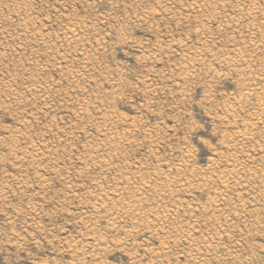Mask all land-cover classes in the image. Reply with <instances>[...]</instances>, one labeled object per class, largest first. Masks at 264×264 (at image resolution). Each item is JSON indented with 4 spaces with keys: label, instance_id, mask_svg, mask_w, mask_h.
<instances>
[{
    "label": "rangeland",
    "instance_id": "rangeland-1",
    "mask_svg": "<svg viewBox=\"0 0 264 264\" xmlns=\"http://www.w3.org/2000/svg\"><path fill=\"white\" fill-rule=\"evenodd\" d=\"M263 78L264 0H0V264H264Z\"/></svg>",
    "mask_w": 264,
    "mask_h": 264
},
{
    "label": "bare ground",
    "instance_id": "bare-ground-1",
    "mask_svg": "<svg viewBox=\"0 0 264 264\" xmlns=\"http://www.w3.org/2000/svg\"><path fill=\"white\" fill-rule=\"evenodd\" d=\"M67 19H68V18H67ZM77 22H78V21H77ZM79 23H80V21H79ZM69 25H70V24H69ZM69 25H68V27H69ZM72 26H73V24H72ZM74 26H76V25H74ZM79 26L81 27L80 24H79ZM79 26H78V27H79ZM201 26H202V25H201ZM248 26H249V25H248ZM253 26H254V25H253ZM253 26H251V27L253 28ZM19 27H20V26H19ZM251 27H250V28H251ZM256 27H257V26H256ZM69 28H71V27H69ZM69 28H67V29H69ZM72 28H74V27H72ZM76 28H77V27H76ZM200 28H201V27H200ZM74 29H75V28H74ZM74 29H72V30H74ZM78 29H79V28H78ZM203 29H204V27H203ZM203 29H202V30H203ZM256 29H257V28H255V30H256ZM259 29H260V28H259ZM259 29H258V30H259ZM249 30H250V29H249ZM260 30H261V32H263L262 29H260ZM199 31H200V30H199ZM69 32H70V29H69ZM71 32H72V31H71ZM74 32H75V31H74ZM237 32H238V31H237ZM237 32H236V33H237ZM239 32H240V31H239ZM250 32H251V30H250ZM259 32H260V31H259ZM65 33H66V32H65ZM77 33H78V32H77ZM77 33H76V34L74 33V34L77 35ZM202 33H203V31H202ZM240 33H241V32H240ZM253 33H254V32H253ZM256 33H258V32L255 31V34H256ZM74 34H72V35L75 36ZM249 34H250V33H248V35H249ZM255 34H254V35H255ZM70 35H71V34H70ZM72 35H71V36H72ZM250 36H252V35H250ZM74 39H77V38H74ZM78 40H79V39H78ZM232 42H233V41H232ZM238 43H240V42H238ZM242 43H243V42H242ZM244 43H245V42H244ZM250 43H252V42H250ZM250 43L248 44L249 47L251 48V50H254V49H252V46H251V45H253V44H250ZM253 43H254V42H253ZM179 44H180V43H179ZM240 44H241V43H240ZM257 44H258V43H257ZM257 44H256V45H257ZM183 45H184V44H183ZM201 45H202V44H201ZM201 45H200V46H201ZM205 45H206V43H205ZM205 45H203V46L201 47V49H202L203 47H207V46H205ZM232 45H233V44H232ZM256 45H255V46H256ZM259 45H262V44L259 43ZM236 46H237V45H236ZM240 46H241V45H240ZM240 46H238V47H240ZM243 46H244V44H243ZM253 46H254V45H253ZM182 47H184V46H182ZM209 47H210V46H209ZM209 47H207L208 50H209ZM232 47H233V46H232ZM258 47H260V46H258ZM235 48H237V47H235ZM243 48H245V47H243ZM255 48H256V47H255ZM188 49H189V48H188ZM188 49H187V50H188ZM204 49H205V48H203V50H204ZM247 49H248V48H247ZM257 49H259V48H257ZM189 50H190V49H189ZM195 50L198 51L199 53L201 52L200 49H199V50L195 49ZM195 50L193 49V52H195ZM244 50H245V49H244ZM249 50H250V49H249ZM255 50H256V49H255ZM255 50H254V51H255ZM184 51H185V50H184ZM210 51H212V50H210ZM210 51H208V52H210ZM233 51H234V50H233ZM239 51H240V50H239ZM241 51H243V49H242ZM247 51H248V50H247ZM254 51H253V53H254ZM188 52H190V51H188ZM198 52H197V53H198ZM245 52H246V51H245ZM248 52H250V51H248ZM248 52H247V53H248ZM191 53H192V52H191ZM191 53H190V54H191ZM206 53H207V51H206ZM237 53H241V52H235V54H237ZM187 54L189 55V53H187ZM212 54H213V53H212ZM244 54H246V53H243V55H244ZM191 55H192V54H191ZM203 55H204V54L202 53L201 56H203ZM207 55H208V54H207ZM207 55H206V56H207ZM213 55H214V54H213ZM238 55H240V54H238ZM192 56H194V54H193ZM197 56H200V54H198ZM209 56H210V54H209ZM209 56H208V57H209ZM233 56H235V55H233ZM236 56H237V55H236ZM186 57H188V56H186ZM210 57H211V56H210ZM210 57H209V58H210ZM244 57H245V56H244ZM246 57H247V56H246ZM246 57H245V59H246ZM211 58H212V57H211ZM230 58H231V57H230ZM232 58H233V57H232ZM232 58H231V59H232ZM234 58H235V57H234ZM234 58H233V59H234ZM239 58H242V56H241V57L239 56ZM250 58H251V56H250ZM190 59H192V58H190ZM193 59L196 60L194 57H193ZM199 59H200V58H199ZM203 59H204V58H203ZM216 59H217V58H216ZM218 59H219V58H218ZM218 59H217V60H218ZM224 59H225V58H224ZM231 59H230V60H231ZM235 59H236V58H235ZM245 59L242 58V60H245ZM188 60H189V59H188ZM194 60H193V63H194ZM201 60H202V59H201ZM205 60H206V59H205ZM217 60H215V61L217 62ZM230 60L225 59V62H226V61H230ZM236 60H237V59H236ZM249 60H250V59H249ZM190 61H191V60H190ZM190 61H188V62H190ZM212 61H213V60H212ZM222 61H224V60H222ZM245 61H246V60H245ZM245 61H243V62H238V60H237L238 65H240L239 63H244V65H245ZM252 61H253V60H252ZM203 62H204V61H203ZM205 62H206V61H205ZM225 62H224V63H225ZM232 62L234 63V60H233V61L231 60V63H232ZM196 63H197V61H196ZM228 63H229V62H228ZM191 64H192V63H191ZM201 64H203V63H201ZM235 64H237V63H235ZM241 65H242V64H241ZM248 65H249V61H248ZM248 65H245V66L248 67ZM189 67H190V66H189ZM189 67H188V68H189ZM192 67H193V66H192ZM195 67H196V66H195ZM185 68H186V67L183 68L184 71H185ZM188 68H187V69H188ZM190 68H191V67H190ZM193 68H194V67H193ZM245 68H246V67H245ZM245 68H244V69H245ZM183 69H182V70H183ZM191 69H192V68H191ZM191 69H190V71H191ZM192 70H193V69H192ZM194 70H196V69H194ZM245 70L247 71L248 69H245ZM196 71H197V70H196ZM246 71H243V72H246ZM186 72H187V71H186ZM188 72H189V71H188ZM183 74H186V73H183ZM191 74H193V72H192ZM251 74H252V73H251ZM187 75H188V74H186V76H187ZM194 75H195V73H194ZM247 75H248V71H247ZM250 76H251V75H250ZM252 76H253V75H252ZM256 76H257V75H256ZM262 76H263V75H262ZM248 77H249V76H248ZM258 77H260V75H259ZM189 78H190V76H189ZM249 79H250V78H249ZM251 79H252V78H251ZM251 79H250V81H251ZM255 79H258V78L255 77ZM255 79H253V80H255ZM259 79H260V78H259ZM263 80H264V78H263ZM258 81H259V80H258ZM261 81H262V80H261ZM261 81H260V82H261ZM262 82H263V81H262ZM262 82H261V83H262ZM249 84H250V82L248 83V85H249ZM252 84H253V83H252ZM254 84L257 85V84H259V83H258V82L255 83V82H254ZM263 84H264V82H263ZM263 84H262V86H264ZM250 86H251V85H250ZM259 86H261V85L259 84ZM252 87H253V86H251V88H252ZM254 87H256V86L254 85ZM245 88H246V87H245ZM247 88H249V87H247ZM251 88H250L249 90L246 89V90H248V92L245 94V96H249L250 92H251V95H252V94H254V95H255V94H258V92H257V88H256V89H255V88H254V89H253V88L251 89ZM259 88H260V87H258V89H259ZM263 89H264V88H263ZM263 89H259L258 91L261 90V92H262V91L264 92ZM242 91H245V90H242ZM263 92H262V93H263ZM240 94H242V93H240ZM260 94H261V93H260ZM242 95H243V94H242ZM182 96H184V95H182ZM259 96H260V95H259ZM261 96H262V98H264V97H263V96H264V93H263V95H261ZM242 97H243V96H242ZM249 97H250V96H249ZM240 98H241V97H240ZM244 98H245V97H244ZM247 98H248V97H246V99H247ZM254 98H255V97H254ZM237 99H238V98H237ZM242 99H243V98H242ZM242 99H241V100H242ZM258 99H259V98H258ZM260 99H261V98H260ZM238 100H239V99H238ZM247 100H249V101H248L249 103H251V102L253 101V100H252V101L250 102V98L247 99ZM247 100H246V101H247ZM254 101H255V100H254ZM257 101H258V100H256L255 103H257V105H258V102H257ZM237 102L239 103V101H237ZM237 102H236V104H238ZM85 103H86V102H85ZM244 103H245V102L243 101V104H244ZM239 104H240V103H239ZM243 104H242V105L240 104V106H238V107L241 108V106H243ZM252 104H253V103H252ZM248 105H250V104H248ZM83 106H84V105H83ZM244 106H246V105H244ZM263 106H264V103H263ZM86 107H87V106H86ZM232 107H233V106H232ZM255 107L257 108L256 105H255ZM255 107H254V108H255ZM261 107H262V106H261ZM81 108L84 109L83 107H81ZM252 108H253V105H252ZM259 108H260V107H259ZM259 108H258V109H259ZM107 109H108V108H107ZM109 109H110V108H109ZM231 109H232V111H234V108H231ZM229 110H230V109H229ZM240 110H241V109H240ZM252 110H254V109H252ZM81 111H82V110H81ZM236 111H237V110H236ZM257 111H259V110H256V112H257ZM226 112H227V111H226ZM229 112H230V111H229ZM253 112H254V111H253ZM253 112H252V113H253ZM259 112H261V113H260L259 115H257V116H259V118L256 117L257 120L259 119V121H260V120H261V121H264V119H261V118H264V116H263V115H264L263 108H261V110H260ZM81 113H82V112H81ZM107 113H108V111H107ZM250 114H251V112L249 113V115H250ZM253 114L256 115V114H258V113H253ZM99 115H100V114H99ZM103 115H104V114H103ZM111 115H112V114H111ZM230 115H231V114H230ZM105 116H106V114H105ZM246 116H248V115H246ZM250 116H251V115H250ZM250 116H249V118H250ZM101 117H102V116H101ZM111 117H112V116H111ZM111 117H109V119H110ZM118 117H119V116H118ZM251 117H252V119H253V116H251ZM254 117H255V116H254ZM102 118H103V117H102ZM116 118H117V117H116ZM121 118H122V117H121ZM246 118H247V117H246ZM98 119H99V118H98ZM226 119H227V117H226ZM243 119H244V118H243ZM104 120H105V119H104ZM111 120H112V119H111ZM245 120H247V119H245ZM257 120H255V121L257 122ZM100 121H102V119H101ZM107 121H108V120H107ZM107 121H105V122H107ZM112 121H113V120H112ZM117 121L120 122L119 119H118ZM117 121H116V122H117ZM227 121H228V119H227ZM240 121H241V120H240ZM240 121H239V122H240ZM237 122H238V121H237ZM237 122H236V123H237ZM249 122H250V121H249ZM110 123H111V122H110ZM240 123H243V122H240ZM250 123H251V122H250ZM250 123H249V125H251ZM258 123H259V122H258ZM262 123H263V125H264V122H262ZM102 124H104V123L101 122V125H102ZM106 124H107V123H106ZM106 124H105V125H106ZM114 124H116V123H114ZM114 124H112V125H114ZM228 124H229V123H228ZM259 124H260V123H259ZM108 125H109V124H108ZM108 125H107V126H108ZM134 125H135V124H134ZM235 125H236V124H235ZM239 125H240V124H239ZM256 125H257V128H258V124H256ZM261 125H262V124H261ZM107 126H106V127H107ZM246 126H247V123H246ZM254 126H255V125H254ZM99 127H100V126H99ZM102 127H103V126H102ZM104 127H105V126H104ZM106 127H105V128H106ZM240 127H241V126H240ZM247 127H248V126H247ZM252 127H253V124H252ZM100 128H101V127H100ZM110 128H111V127H110ZM236 128H237V126H236ZM238 128H239V127H238ZM244 128H245V127H244ZM249 128H250V127H248V130H250ZM261 128H263V130H264V127H263V126H262ZM261 128H260V130H262ZM111 129L113 130V128H111ZM240 129H241V128H240ZM245 129H246V128H245ZM245 129H244V130H245ZM252 129H253V130L256 129V126H255V128H252ZM242 130H243V129H242ZM242 130H241V131H242ZM246 130H247V129H246ZM246 130H245V131H246ZM238 131H239V129H238ZM238 131H237V134L239 133ZM245 131H244V132H245ZM244 132H242V133H244ZM251 132H254V131H251ZM256 132H257V131H256ZM258 132H259V131H258ZM103 133H104V132H103ZM108 133H109V132H108ZM108 133H106V134L108 135ZM240 133H241V132H240ZM245 133H246V132H245ZM247 133H248V132H247ZM254 133H255V132H254ZM254 133H253V134H254ZM259 133L261 134V131H260ZM235 134H236V133H235ZM251 134H252V133H251ZM253 134H252V135H253ZM256 134H257V133H256ZM114 136H115V135H114ZM123 136H124V135H123ZM246 136H248V135H245V139L248 138V137L246 138ZM250 136H251V135H250ZM262 136H263V135H262ZM262 136H261V138H262ZM107 137H108V136H107ZM111 137L113 138V136H111ZM117 137L119 138L120 136H117ZM228 137H229V136H228ZM228 137H227V139H228ZM230 137H231V136H230ZM240 137H241V136H240ZM254 137H255V135H254ZM259 137H260V135H259ZM99 138H100V137H99ZM241 138H242V137H241ZM241 138H240V139H241ZM243 138H244V137H243ZM263 138H264V137H263ZM263 138H262V140H263ZM106 139H107V138H106ZM106 139H105V141H106ZM113 139H114V138H113ZM238 139H239V138H238ZM238 139H237V140H238ZM254 139H255V138H254ZM257 139H258V138H257ZM257 139H255V140L257 141ZM108 140H109V143H110L111 140L109 139V137H108ZM232 140H233V139H232ZM235 140H236V139H235ZM114 141H115V140H114ZM118 141H119V140H118ZM233 141H234V140H233ZM243 141H244V140H243ZM256 141H255V142H256ZM227 142H230V140L227 141ZM234 142H235V141H234ZM237 142H239V141H236L235 143H237ZM244 142H245V144H246V140H245ZM250 142H252V141H250ZM250 142H249V143H250ZM258 142H259V144H261V143H260V139L257 141V144H258ZM263 142H264V141H263ZM118 143H119V142H118ZM225 143H226V142H225ZM230 143H231V142H230ZM232 143H233V142H232ZM249 143H248V145H249ZM252 143L254 144V142H252ZM252 143H251V144H252ZM106 144H108V143H106ZM112 144H113V143H112ZM112 144L110 143V145H112ZM118 145H119V144H118ZM237 145H238V144H237ZM242 145H244V143H243ZM254 145H255V144H254ZM107 146H108V145H107ZM107 146H106V147H107ZM239 146H240V145H239ZM255 146H257V145H255ZM260 146H261V145H259V147H260ZM263 146H264V145H263ZM230 147H232V146H230ZM233 147L235 148L234 145H233ZM14 148H15V147H14ZM227 148H228V147H227ZM234 148H233V149H234ZM237 148H238V147H237ZM240 148H241V147H240ZM242 148H244V146H243ZM257 148H258V147H257ZM263 148H264V147H263ZM37 150H38V149H37ZM230 150H231V149H230ZM236 150H237V149H236ZM241 150H243V152L246 154V152L244 151V149H241ZM241 150H240V151H241ZM255 150H258V149H255ZM259 150L262 151L263 149L261 150V148H260ZM259 150H258V151H259ZM227 151H228V150H227ZM183 152H184V151H183ZM190 152H191V151H190ZM190 152H187V154L190 153ZM232 152H233V150H232ZM232 152H231V153H232ZM235 152H238V151H235ZM241 152H242V151H241ZM263 152H264V151H263ZM25 153H26V152H25ZM225 153H226V152H225ZM227 153H229V152H227ZM238 153H239V152H238ZM238 153H237V154H238ZM22 154H23V152H22ZM22 154H21V155H22ZM96 154H97V153H96ZM96 154H95V155H96ZM235 154H236V153H235ZM237 154H236V155H237ZM241 154H243V153H241ZM117 155H118V154H117ZM189 155H190V154H189ZM189 155H188V156H189ZM231 155H232V154H230V160H232V158H233V157L231 158ZM238 155H240V154H238ZM111 156H112V155H111ZM227 156H228V155H227ZM227 156H226V157H227ZM243 156H244V155H243ZM243 156H242V158H243ZM250 156H251V155H250ZM252 156H253V155H252ZM108 157H109V156H108ZM116 157H117V156H116ZM220 157H221V156H220ZM220 157H218V158H219V162H217V163H221V162H220ZM223 157H224V156H223ZM244 157H246V156H244ZM253 157H254V156H253ZM90 158H91V157H90ZM103 158H104V157H103ZM112 158H113V156H112ZM112 158H108V160H111ZM240 158H241V155H240ZM249 158H250V157H249ZM108 160H107V161H108ZM221 160H222V158H221ZM223 160L226 161V160H225V157L223 158ZM230 160L228 161L229 163H230ZM233 160H234V158H233ZM243 160L245 161V158H243ZM250 160L252 161V157L250 158ZM253 160H254V158H253ZM261 160H262V158H261ZM263 160H264V157H263ZM101 161H102V160H101ZM246 161H247V157H246ZM248 161H249V160H248ZM255 161H256V158H255L254 162H255ZM108 162H109V161H108ZM180 162H181V161H180ZM184 162H185V161H184ZM213 162H214V161H213ZM213 162H212V163H213ZM228 162H227L226 164H228ZM232 162H233V161H232ZM236 162H237V161H236ZM252 162H253V161H252ZM256 162H260V161L257 160ZM262 162H264V161H262ZM214 163H215V162H214ZM223 163L225 164V162H223ZM223 163H222V164H223ZM243 163H244V162H243ZM98 164L100 165V163H98ZM107 164H108V163H107ZM111 164H112V163H111ZM224 164H223V165H224ZM233 164H234V163H233ZM236 164H237V163H236ZM238 164H239V163H238ZM254 164H255V163H254ZM256 164H257V163H256ZM93 165H94V163H93ZM101 165H102V163H101ZM105 165H106V163H105ZM108 165L110 166V163H109ZM215 165H216V164H213V166H215ZM219 165H220V164H219ZM219 165H216V166L218 167ZM241 165H242V164H241ZM248 165H249V164H248ZM250 165L253 166V163H251ZM97 166H98V165H97ZM106 166H107V165H106ZM115 166H116V165H115ZM186 166H187V165H186ZM186 166H185V167H186ZM220 166H221V165H220ZM226 166H227V165H226ZM226 166L224 167V169H225V168H226V169H227V168H230V167L233 166V165L231 164V166H230V164H229V167H226ZM104 167H105V166H104ZM112 167H113V165H112ZM137 167H138V166H137ZM185 167H184V168H185ZM221 167H222V166H221ZM246 167H247V166H246ZM246 167L244 166V168H246ZM250 167H251V166H250ZM262 167L264 168V166H262ZM102 168H103V166H102ZM138 168H139V167H138ZM258 168H260V167H258ZM115 169H116V168H115ZM185 169H186V168H185ZM185 169H184V170H185ZM194 169H195V168H194ZM231 169H233V167H232ZM239 169H240V168H239ZM248 169H249V167H248ZM250 169H251V168H250ZM254 169H255V168H254ZM117 170H118V169H116V171H117ZM181 170H183V169H181ZM184 170H183V171H184ZM187 170H188V169H187ZM195 170H196V169H195ZM219 170H220V169H219ZM233 170H235V169H233ZM236 170H237V169H236ZM241 170H242V167H241ZM251 170H253V168H252ZM257 170H259V169H257ZM108 171H109V169H108ZM139 171H140V170H139ZM192 171H194V170H192ZM213 171H216V170L213 169ZM221 171H222V170H221ZM223 171H224V170H223ZM225 171H226V170H225ZM228 171H229V170L227 169V175H228ZM244 171H246V170H244ZM262 171H263V170H262ZM188 172H189V171H188ZM194 172H196V171H194ZM239 172H240V171H239ZM247 172L249 173V171H247ZM254 172L257 173L256 171H254ZM260 172H261V171H260ZM260 172L258 171V173H260ZM144 173H145V172H144ZM170 173H171V172H170ZM191 173H193V172H191ZM201 173H202V172H201ZM216 173H218V172H216ZM216 173H215V174H216ZM229 173H230V171H229ZM231 173H232V171H231ZM231 173H230V174H231ZM234 173H236V172H234ZM242 173H243V172H242ZM248 173H247V174H248ZM262 173H263V172H262ZM125 174H126V173H125ZM139 174H140V173H139ZM193 174H194V173H193ZM212 174H213V172H212ZM218 174H219V173H218ZM237 174H240V175H241V173H237ZM237 174H233V173H232V176H233V175H237ZM243 174H244V173H243ZM247 174H245L246 177H247ZM250 174H251V173H250ZM263 174H264V173H263ZM123 175H124V173H123ZM133 175H134V174H133ZM167 175H168V174H167ZM185 175H186V174H185ZM195 175H196V174H195ZM240 175H239V176H240ZM245 175H244V176H245ZM253 175H254V173H253ZM255 175H256V174H255ZM258 175H259V174H258ZM130 176H131V175H130ZM141 176H143V175H141ZM191 176H193V175H191ZM205 176H207V175H205ZM210 176H211V175H210ZM210 176H209V177H210ZM216 176H218V175L213 176V180H214V177H216ZM232 176H231V177H232ZM237 176H238V175H237ZM237 176H235V177H237ZM239 176H238V177H239ZM259 176L261 177V175H259ZM128 177H129V175H128ZM144 177H145V176H144ZM166 177H167V176H166ZM207 177H208V176H207ZM240 177H241V176H240ZM246 177H245V178H246ZM253 177H254V176H253ZM253 177H252V178H253ZM256 177H257V176H256ZM263 177H264V176H263ZM131 178L133 179V176H131ZM137 178H138V177H137ZM185 178H186V177H185ZM210 178H211V177H210ZM217 178H218V180H217L216 178H215V180H217V181L220 180V183L225 182L226 180L228 181V178L226 179V174H225V173H221ZM229 178H230V176H229ZM232 178H233V177H232ZM242 178H243V177H242ZM242 178H241V180L244 179L245 181H248L247 178H246L247 180H246L245 178H243V179H242ZM249 178H250V177H249ZM252 178H251V179H252ZM254 178H255V177H254ZM257 178H259V177H257ZM257 178H255V180H257ZM135 179H136V178H135ZM145 179H146V178H145ZM177 179H178V178H177ZM179 179H180V178H179ZM186 179H187V178H186ZM237 179H238V178H237ZM251 179H250V180H251ZM259 179H261V178H259ZM129 180H131V179H129ZM139 180H141V177H140ZM174 180L176 181V179H174ZM188 180H189V179H188ZM190 180H191V178H190ZM203 180H204V179H203ZM213 180H212V181H213ZM215 180H214V181H215ZM231 180H232V179H231ZM234 180H235V179H234ZM250 180L248 181L250 184H251V182H252V184L255 182V180H254V182H253V181L250 182ZM263 180H264V179H263ZM133 181H134V180H133ZM141 181H142V180H141ZM169 181H170V180H169ZM183 181H186V180H183ZM183 181H182V183H184ZM191 181H192V180H191ZM197 181H198V180H197ZM204 181H205V180H204ZM207 181H208V180H207ZM210 181H211V179H210ZM212 181H211V182H212ZM227 181H226L225 183H228ZM235 181H237V180H235ZM235 181H234V182H235ZM119 182H120V181H119ZM123 182H124V181H123ZM128 182H129V181H128ZM128 182H127V183H128ZM172 182H174V181H172ZM178 182H179V181H178ZM192 182H193V181H192ZM202 182H203V181H202ZM243 182H244V181H243ZM262 182H263V181H262ZM135 183H137V180H136ZM139 183H140V181H139ZM143 183H144V182H143ZM148 183H149V182H148ZM170 183H171V182H170ZM176 183H177V182H176ZM193 183H194V182H193ZM205 183H207L209 186L212 185V183H211V185H210L208 182H205ZM220 183H219V184H220ZM225 183H224V184H225ZM231 183H232V182H231ZM239 183H240V182H239ZM249 183H248V184H249ZM256 183H257V182H256ZM258 183L260 184V180H259ZM258 183H257V184H258ZM144 184H145V183H144ZM149 184H150V183H149ZM149 184H148V185H149ZM163 184H164V183H163ZM171 184H172V183H171ZM180 184H181V182H180ZM184 184H185V183H184ZM184 184H183V185H184ZM186 184H187V182H186ZM194 184H195V183H194ZM199 184H200V182H199ZM213 184H214V183H213ZM217 184H218V183H217ZM224 184H220V189L223 188V187H221V185L224 186ZM228 184H229V183H228ZM252 184H251V185H252ZM254 184H255V183H254ZM263 184H264V183H263ZM125 185L127 186L126 183H125ZM131 185H133V183H131ZM145 185H146V184H145ZM173 185H174V184H173ZM183 185H182V186H183ZM195 185H196V184H195ZM197 185H198V183H197ZM202 185L204 186L205 184H202ZM234 185H235V184H234ZM117 186H118V185H117ZM126 186H125V187H126ZM129 186H130V185H129ZM139 186H140V185H138V187H139ZM160 186H163V185H160ZM188 186H189V185H188ZM225 186L228 187L227 185H225ZM225 186H224V188H225ZM229 186H230V184H229ZM243 186H244V185H243ZM253 186H254V185H253ZM257 186H258V185H257ZM259 186H262V187H263V185H259ZM132 187H133V186H132ZM143 187H144V186H143ZM143 187H142V188H143ZM154 187H155L154 190H156V186H154ZM157 187H158V186H157ZM195 187H197V186H195ZM205 187H207V186H205ZM215 187H216V185H215ZM237 187H238V184H237ZM245 187H246V185L244 186V188H245ZM121 188H122V187H121ZM129 188H130V187H129ZM133 188H137V186H136V187H133ZM160 188H161V187H160ZM170 188H171V187H170ZM191 188H192V187H191ZM197 188H199V187H197ZM202 188H203V187H202ZM211 188H212V187H211ZM239 188H240V186H239ZM242 188H243V187H242ZM246 188H247V187H246ZM249 188H251V186H250ZM109 189H111V188H108V190H109ZM124 189H125V188H124ZM124 189H123V190H124ZM146 189H147V187H146ZM157 189H159V188H157ZM215 189H216V188H215ZM227 189H231V188H227ZM227 189H226V190H227ZM254 189H256V188H254ZM108 190H107V191H108ZM118 190H119V189H118ZM120 190H121V189H120ZM120 190H119V191H120ZM129 190H131V188H130ZM129 190H128V191H129ZM137 190H138V189H137ZM143 190H144V189H143ZM149 190H150V189H149ZM151 190H153V188H152ZM176 190H177V189H176ZM179 190H180V189H179ZM179 190H178V191H179ZM186 190H187V189H186ZM188 190H189V189H188ZM239 190H240V189H239ZM241 190H242V189H241ZM257 190H258V189H257ZM260 190H261V188L259 189V191H260ZM112 191H113V190H112ZM114 191H115V189H114ZM119 191H116V192H118V196H119ZM133 191L135 192V190H133ZM141 191H142V190H141ZM183 191H184V190H183ZM189 191H190V190H189ZM214 191H215V190H213L212 196H214L213 194H215ZM216 191H217V190H216ZM228 191H229V190H228ZM246 191H252V190L249 189V190H246ZM246 191H245V192H246ZM99 192H100V191H99ZM144 192H145V191H144ZM164 192H165V190H164ZM175 192H176V191H175ZM184 192H185V191H184ZM187 192H188V191H187ZM209 192H210V191H209ZM226 192H227V191H226ZM238 192H239V191H238ZM242 192H243V191H242ZM252 192H253V191H252ZM252 192H250V194H251ZM107 193H108V192H107ZM107 193H104L105 196H106ZM140 193H141V192H140ZM140 193H136V194H140ZM169 193H172L171 190H170ZM223 193L225 194V189L223 190ZM258 193H260V192H258ZM104 194H103V195H104ZM126 194H127V193H126ZM172 194H173V193H172ZM176 194H177V193H176ZM209 194H210V193H209ZM243 194H244V192H243ZM246 194H247V193H246ZM255 194H256V191H255ZM255 194H254V195H255ZM110 195L113 196L112 194H110ZM110 195H109V196H110ZM114 195H115V194H114ZM128 195H129V194H128ZM160 195H161V194H160ZM166 195H167V194H166ZM216 195H217V192H216ZM222 195H223V194H222ZM239 195H240V194H239ZM256 195H257V194H256ZM258 195H259V194H258ZM138 196H141V195H138ZM149 196H150V194H149ZM225 196H226V195H225ZM236 196H237V195H236ZM246 196H247V195H246ZM251 196H252V195H250V197H251ZM260 196H261V195H260ZM260 196H258L257 199H259ZM263 196H264V195H263ZM123 197H124V196H123ZM133 197H136V196H135L134 194H132V195H131V198H133ZM216 197H217V196H216ZM216 197H214V198H216ZM222 197H223V196H222ZM222 197H221V198H222ZM237 197H238V196H237ZM240 197H241V196H240ZM240 197H239L238 199H240ZM242 197H243V196H242ZM248 197H249V196H247V200H248ZM255 197H256V196H255ZM131 198H130V200H131ZM170 198H171V197H170ZM172 198H174V197L172 196ZM209 198H210V197H209ZM211 198H212V197H211ZM226 198H227V197H226ZM111 199L113 200V198H111ZM126 199H127V198H126ZM126 199H125V200H126ZM212 199H213V198H212ZM223 199H224V198H223ZM242 199H244V198H242ZM242 199L239 200V201L242 202ZM245 199H246V198H245ZM245 199H244V200H245ZM249 199H250V198H249ZM112 200H111V201H112ZM117 200H118V199H117ZM121 200L123 201V199H121ZM146 200H147V199H146ZM217 200H218V199H217ZM261 200H262V199H261ZM263 200H264V198H263ZM107 201H108V200H107ZM109 201H110V200H109ZM137 201H138V200H137ZM137 201H136V202H137ZM140 201H141V200H140ZM157 201H158V200H157ZM212 201H214V200H212ZM215 201H216V200H215ZM215 201H214V202H215ZM219 201H220V200H219ZM251 201H252V199H251ZM251 201H250V202H251ZM253 201H255V200L253 199ZM96 202H97V201H96ZM123 202H124V201H123ZM136 202H135V203H136ZM138 202H139V201H138ZM185 202H186V201H185ZM243 202H244V201H243ZM246 202L248 203V201H246ZM246 202H245V203H246ZM257 202H258V200H257ZM262 202H263V201H262ZM104 203H105V202H104ZM118 203H120V202L118 201ZM127 203H128V202H127ZM131 203H132V202H131ZM133 203H134V202H133ZM135 203H134V204H135ZM140 203H141V202H140ZM217 203H219V202H217ZM222 203H223V202H222ZM226 203H228V202H226ZM230 203H231V202H230ZM232 203H234V202H232ZM236 203H237V201H236ZM238 203L240 204V202H238ZM238 203H237V204H238ZM251 203H254V202H251ZM251 203H249V205H250ZM100 204L102 205V203H100ZM111 204H112V202H111ZM111 204H109V206H110ZM114 204H115V201H114ZM120 204H121V203H120ZM137 204H138V203H137ZM137 204H136L135 206H137ZM237 204H236V205H237ZM96 205H97V203H96ZM101 205H100V207H101ZM106 205H107V204H106ZM115 205H116V204H115ZM138 205L141 206V204H138ZM154 205H155V204H154ZM170 205H171V204H170ZM176 205H177V204L175 203L174 206H176ZM180 205H181V203H180ZM214 205H215V204H214ZM217 205H219V204H217ZM222 205L224 206V204H221V206H222ZM231 205H232V204H231ZM231 205H230V206H231ZM242 205H245V204L243 203ZM118 206H119V204H118ZM140 206H139V207H140ZM161 206H162V205H161ZM212 206H213V205H212ZM221 206H219V207H221ZM225 206H226V205H225ZM232 206H233V205H232ZM250 206H251V205H250ZM107 207H108V205H107ZM115 207H116V206H115ZM121 207H122V206H121ZM125 207H126V208H128V207H129V208H130V207L133 208V205H130V204L128 203V204L125 205ZM137 207H138V206H137ZM137 207H136V208H137ZM139 207H138V208H139ZM153 207H155V206H153ZM163 207H164V206H163ZM183 207H184V206H183ZM193 207H194V206H193ZM215 207H218V206H215ZM219 207L216 208L215 210L217 211V209H219ZM233 207H234V206H233ZM233 207H232L231 209H233ZM235 207H238V205L235 206ZM241 207L243 208V206H241ZM241 207H239V208H241ZM98 208H99V207H98ZM98 208H97V212L100 211V212H102V214H103V213L106 214V213L108 212V208H106V207H102L101 209L99 208L100 210H99ZM113 208H114V207H113ZM156 208H157V207H156ZM158 208H159V207H158ZM178 208H179V206H178ZM180 208H181V210H182V207H180ZM202 208H203V207H202ZM212 208L214 209V206H213ZM115 209H116V208H115ZM118 209H119V207H118ZM123 209H125V208H123ZM151 209H152V208H150V210H151ZM160 209H161V208H160ZM160 209H159V210H160ZM165 209H166V208H165ZM167 209H168V208H167ZM171 209H172V208H171ZM193 209H194V208H193ZM200 209H201V208H200ZM205 209H206V208H205ZM227 209H228V208H227ZM92 210H93V209H92ZM109 210H110V209H109ZM126 210H127V209H126ZM131 210H132V209H131ZM133 210H136V209H133ZM140 210H141V209H140ZM140 210H139V211H140ZM152 210H153V209H152ZM163 210H164V209H162V210H160V211L162 212ZM201 210H202V209H201ZM201 210H200V211H201ZM203 210H204V208H203ZM203 210H202V211H203ZM246 210H248V209L246 208ZM254 210H255V209H254ZM258 210H259V209H258ZM119 211H121V210H119ZM122 211H123V210H122ZM148 211H149V209H148ZM148 211H147V213H148ZM157 211H158V210H157ZM167 211H168V210H167ZM167 211H166V213H167ZM173 211L175 212V209H174ZM194 211H195V210H194ZM219 211H220V210H219ZM222 211H223V210H222ZM242 211H243V210H242ZM244 211H245V209H244ZM115 212H116V214H118L117 211H115ZM115 212H111L110 214H108V213H109V212H108V213H107L108 215H106L105 217H108V218H109V216H110V215L113 216V214H114ZM127 212H128V210H127ZM129 212H130V211H129ZM136 212H137V210H136ZM142 212H143V210H142ZM144 212H145V211H144ZM196 212H197V211H196ZM204 212H206V211L204 210ZM204 212H203V213H204ZM217 212H218V211H217ZM227 212H228V211H227ZM93 213L96 214L95 212H93ZM123 213L125 214V210H124V212H122V214H123ZM130 213L132 214L133 212H130ZM140 213H141V212H140ZM163 213H164V211H163ZM177 213H178V210H177ZM191 213H192V212H191ZM193 213H194V212H193ZM224 213H225V212H224ZM246 213H247V212H246ZM105 214H104V215H105ZM116 214H114V215H116ZM126 214H128V213H126ZM126 214H125V216H126ZM148 214L150 215L151 213H148ZM157 214H158V212H157ZM161 214H162V213H161ZM161 214H160V215H161ZM198 214H200V213H198ZM217 214H219V213H217ZM220 214H221V213H220ZM98 215H100V214H98ZM118 215H119V214H118ZM142 215H143V213H142ZM142 215H141V216H142ZM151 215H152V214H151ZM160 215H159V218H160ZM162 215H164V214H162ZM165 215H166V214H165ZM165 215H164V217H165ZM168 215H169V214H168ZM170 215H171V213H170ZM187 215H188V214H187ZM194 215L196 216V214H194ZM243 215H244V214H243ZM248 215H250V214L248 213ZM253 215H255V214H253ZM122 216H123V215H122ZM138 216H139V215L137 214V217H138ZM152 216H153V215H152ZM152 216H151V217H152ZM166 216H167V215H166ZM174 216H175V215H174ZM174 216H173V217H174ZM201 216H202V215H201ZM211 216H212V215H211ZM221 216H222V214H221ZM227 216H228V215H227ZM230 216H231V215H230ZM126 217H128V216H126ZM133 217L136 218V215L133 216ZM139 217H140V216H139ZM145 217H146V216H145ZM145 217H144V218H145ZM147 217H148V216H147ZM161 217H163V216H161ZM168 217H169V216H168ZM171 217H172V216H170V218H171ZM207 217H208V216H207ZM207 217H206V218H207ZM213 217H214V216H213ZM245 217H246V216H245ZM108 218H106V219H108ZM114 218H115V217H114ZM142 218H143V217H142ZM148 218H149V217H148ZM165 218H166V217H165ZM203 218H204V216H203ZM226 218H227V217H226ZM232 218H233V217H232ZM247 218H248V217H247ZM84 219H85V218H84ZM136 219H137V218H136ZM145 219H146V218H145ZM157 219H158V218H157ZM157 219H156V220H157ZM172 219H173V218H172ZM188 219H189V218H188ZM217 219H218V218H217ZM219 219H221V218L219 217ZM253 219H254V218H253ZM88 220H89V219H88ZM111 220L113 221V219H111ZM117 220H118V218H117ZM131 220H132V219H131ZM143 220H144V219H143ZM160 220H161V222H162V218H161ZM160 220L158 219L157 222L160 221ZM167 220H168V219H167ZM167 220H166V221H167ZM185 220H186V219H185ZM207 220H208V218H207ZM228 220H229V219H228ZM107 221H108V220H107ZM114 221H116V220H114ZM134 221H135V220H134ZM136 221H137V220H136ZM136 221H135V224H133V226H134V225L136 226ZM151 221H152V219H151ZM180 221H181V220H180ZM196 221H197V220H196ZM212 221H213V220H212ZM212 221H211V224H212ZM217 221H218V220H216L215 222H217ZM222 221H223V220H222ZM96 222H97V221H96ZM109 222H110V220H109ZM138 222H139V221H138ZM153 222H154V221H153ZM153 222H152V223H153ZM157 222H156V223H157ZM98 223H99V222H98ZM110 223H111V222H110ZM164 223H165V222H164ZM180 223H181V222H180ZM180 223H179V224H180ZM186 223H187V222H186ZM195 223H196V222H195ZM197 223H198V222H197ZM197 223H196V225H197ZM219 223H221V221H220ZM116 224H118V223H116ZM138 224H139V223H138ZM161 224H163V223H161ZM165 224H166V223H165ZM172 224H173V223H172ZM182 224H183V223H182ZM188 224H190V223H188ZM204 224H206V222H204ZM217 224H218V223H217ZM221 224H222V223H221ZM221 224H220V226H221ZM223 224H227V223L224 222ZM89 225H90V224H89ZM142 225L144 226V221H143ZM184 225H185V224H184ZM196 225H195V226H196ZM209 225H210V224H209ZM109 226H112V225H109ZM135 226H134V227H135ZM147 226H148V225H147ZM155 226H157V225L155 224ZM166 226H168V225H166ZM175 226H177V224H176ZM189 226H190V225H189ZM189 226H188V227H189ZM193 226H194V225H193ZM195 226H194V227H195ZM203 226H204V225H203ZM205 226H207V225H205ZM210 226H211V225H210ZM218 226H219V225H218ZM225 226H226V225H225ZM134 227H133V229H135ZM137 227H138V225H137ZM149 227H151V226H149ZM152 227H154V225H152ZM159 227H160V226H159ZM186 227H187V225H186ZM186 227H184V228H186ZM190 227L192 228V226H190ZM214 227H215V226H214ZM145 228H148V227H145ZM145 228H143V229H145ZM156 228H157V227H156ZM167 228H168V227H167ZM167 228H166V229H167ZM177 228H178V226H177ZM180 228H181V227H180ZM182 228H183V227H182ZM191 228H190V229H191ZM205 228H206V227H205ZM186 229H187V228H186ZM192 229H193V228H192ZM226 229H227V228H226ZM194 230H196V229L194 228L193 231H194ZM220 230H221V229H220ZM228 230H229V229H228ZM160 231H161V230H160ZM162 231H163V229H162ZM167 231H168V230H167ZM174 231H175V230H173V232H174ZM177 231H178V230H177ZM182 231H183V229H182ZM222 231H223V230H222ZM151 232H152V231H151ZM164 232H165V231H164ZM185 232H188V231H185ZM208 232H209V231H208ZM208 232H207V234H208L207 237H208L209 234H210V233H208ZM211 232L214 233L213 230H212ZM228 232H229V231H228ZM245 232H246V231H245ZM245 232H244V233H245ZM147 233H149V232H147ZM178 233H180V232L178 231ZM181 233H184V232H181ZM203 233H204V232H203ZM205 233H206V232H205ZM219 233H220V232H219ZM247 233H248V232H247ZM131 234H132V233H131ZM149 234H150V233H149ZM163 234H164V233H163ZM173 234H174V233H173ZM175 234H176V232H175ZM175 234H174V235H175ZM186 234H187V233H186ZM230 234H231V233H230ZM230 234H229V235H230ZM168 235H169V234H168ZM170 235H171V234H170ZM181 235H182V234H181ZM203 235H204V234H203ZM210 235H212L211 238H213L214 235H213L212 233H211ZM219 235H220V234H219ZM128 236H129V235H128ZM165 236H166V235H165ZM175 236H176V235H175ZM178 236H179V235H178ZM183 236H184V235H183ZM183 236H182V237H183ZM188 236H189V235H188ZM188 236H187V237H188ZM201 236H202V235H201ZM204 236H205V235H204ZM215 236H216V235H215ZM215 236H214V237H215ZM233 236H234V235H233ZM95 237H96V236H95ZM168 237H169V236H168ZM182 237H180V238L182 239ZM187 237H184V238H185V242H186V238H187ZM192 237H193V236H192ZM202 237H203V236H202ZM209 237H210V236H209ZM216 237H217V236H216ZM97 238H98V237H97ZM159 238H160V237H159ZM169 238H170V237H169ZM172 238H173V236L171 237V239H172ZM180 238H179V239H180ZM220 238L223 240L222 237H220ZM230 238H231V236H230ZM92 239H93V238H92ZM98 239H99V238H98ZM167 239H168V238H167ZM174 239H175V238H174ZM198 239H202V238H198ZM205 239H206V238H205ZM207 239H208V238H207ZM226 239H228V238H226ZM226 239H225V240H226ZM96 240H97V239H96ZM164 240H166V239H164ZM169 240H170V239H169ZM192 240H193V239L191 238V241H192ZM211 240H214V238L211 239ZM241 240H244V239H241ZM166 241H167V240H166ZM176 241H177V240H176ZM187 241H188V239H187ZM189 241H190V239H189ZM194 241H196V240H194ZM208 241H209V240H208ZM218 241H219V240H218ZM220 241H221V240H220ZM220 241H219V242H220ZM238 241H239V240H238ZM95 242H96V241H95ZM180 242H181V241H180ZM221 242H222V241H221ZM228 242H229V241H228ZM232 242H233V241H232ZM235 242H236V241H235ZM242 242H243V241H242ZM165 243H166V242H165ZM167 243H168V242H167ZM193 243H195V242H193ZM196 243H197V242H196ZM199 243H201V241H200ZM203 243H204V242H203ZM212 243H214V242L212 241ZM233 243H234V242H233ZM237 243L240 244L239 242H237ZM237 243H236V244H237ZM97 244H98V243H97ZM162 244H163V243H162ZM169 244H170V243H169ZM177 244H178V243H177ZM197 244H198V243H197ZM197 244H196V245H197ZM206 244H207V243H206ZM206 244H205V246H206ZM215 244H216V242H215ZM238 244H237V245H238ZM75 245H76V244H75ZM163 245H164V244H163ZM172 245H173V244H172ZM179 245H180V244H179ZM185 245H186V244H185ZM203 245H204V244H203ZM240 245H241V244H240ZM169 246H170V245H169ZM186 246H187V245H186ZM198 246H199V245H198ZM198 246H197V247H198ZM200 246H202V245H200ZM207 246H210V245L208 244ZM207 246H206V247H207ZM213 246H214V245H213ZM238 246H239V245H238ZM97 247H98V246H97ZM193 247H194V246H193ZM103 248H104V247H103ZM190 248H191V247H190ZM198 248H199V247H198ZM198 248H196V249H198ZM203 248H204V247H203ZM212 248H213V247H212ZM214 248H215V247H214ZM218 248H219V246H218ZM236 248H237V247H236ZM163 249H165V248H163ZM163 249H162V250H163ZM200 249H201V248H200ZM100 250H101V249H100ZM103 250H104V249H103ZM144 250H145V249H144ZM190 250H191V249H190ZM205 250H206V248H205ZM229 250H230V249H229ZM231 250H232V249H231ZM237 250H238V249H237ZM187 251H188V250H187ZM196 251H197V250H196ZM209 251L212 252V251H211V248H210ZM218 251H219V250H218ZM233 251H234V250H233ZM233 251H232V252H233ZM235 251H236V250H235ZM191 252H192V251H191ZM198 252H199V251H198ZM200 252H201V250H200ZM214 252H215V251H214ZM216 252H217V250H216ZM147 253H148V252H147ZM206 253H209V252H206ZM230 253H231V252H230ZM211 254H212V253H211ZM213 254H214V253H213ZM236 254H237V253H236ZM200 255H201V254H200ZM209 255H210V254H208V256H209ZM222 255H223V254H222ZM226 255H227V254H226ZM226 255H225V256H226ZM231 255H232V254H231ZM234 255H235V254H234ZM83 256H84V255H83ZM149 256H150V254H149ZM195 256H196V255H195ZM212 256H213V255H212ZM228 256H229V255H228ZM205 257H206V256H205ZM239 257H240V256H239ZM192 258H193V257H192ZM197 258H198V257H197ZM207 258H208V257H207ZM207 258H206V259H207ZM212 258H213V257H212ZM230 258H231V256H230ZM234 258H237V257H234ZM234 258H233V259H234ZM131 259H132V258H131ZM136 259H137V258H136ZM151 259H152V258H151ZM203 259H204V258H203ZM238 259H239V258H238ZM198 260H199V259H198ZM198 260H197V262H198ZM159 261H160V260H159ZM195 261H196V260H195ZM201 261H202V260H201ZM204 261H205V260H204ZM204 261H203V262H204ZM216 261H217V260H216ZM205 262H206V261H205ZM134 263H135V262H134ZM139 263H140V262H139ZM192 263H193V262H192ZM201 263H202V262H201ZM201 263H200V264H201ZM204 264H205V263H204Z\"/></svg>",
    "mask_w": 264,
    "mask_h": 264
}]
</instances>
